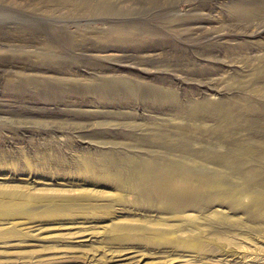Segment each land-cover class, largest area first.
<instances>
[{
    "label": "rangeland",
    "instance_id": "rangeland-1",
    "mask_svg": "<svg viewBox=\"0 0 264 264\" xmlns=\"http://www.w3.org/2000/svg\"><path fill=\"white\" fill-rule=\"evenodd\" d=\"M71 1L0 0V188L57 196L0 217V264H264V0H94L107 15ZM151 158L228 190L202 211L150 204L130 167ZM157 221L164 241L139 239Z\"/></svg>",
    "mask_w": 264,
    "mask_h": 264
},
{
    "label": "bare ground",
    "instance_id": "bare-ground-1",
    "mask_svg": "<svg viewBox=\"0 0 264 264\" xmlns=\"http://www.w3.org/2000/svg\"><path fill=\"white\" fill-rule=\"evenodd\" d=\"M71 3L74 4L76 9L79 8L78 10L81 9L84 11V13H86V14L89 13V14H93V15H97V14H106L107 15L108 13L112 12L114 9V7L110 3L105 2V1L72 0ZM244 6H245V4H244ZM240 11H241L240 17H242V19H244L247 23L251 22V18H252L251 12L252 11L245 9V8L241 9ZM261 11H263V13H264V7H262ZM260 18H262V17H260ZM259 22L261 23V28H262L260 30L264 31V20H261ZM253 25H254V23H253ZM253 25H250V26H253ZM118 34H119L120 38H126V37L133 38V37L127 36L128 34H126V33H121V34L118 33ZM209 37L213 38V37H215V34H211V35H209ZM53 46L54 45L50 43V49H52ZM132 165L133 166H131L130 168L133 170V174L132 173H130V174H132L133 178L136 179L137 185L139 186V190L143 194L144 199L147 202H149L150 204H152V203L159 204L160 207H162L163 209H166L167 211L169 210L172 213H176L178 211L185 210L189 207H196L198 209H201V211L203 209H207V208L211 207L210 203L212 202V200H214L216 195L221 194V193H225L226 190H228V187H224L222 185L221 178L216 176L214 173H209V172L203 170V168H202V170H199L200 169L199 167H198L199 169H197V167L195 168V167L188 166V165H186L180 161H177V162L174 161L171 163V162L166 161V160H159V159L155 160L152 158L147 159V160H145V159H141V160L140 159H134ZM84 171L95 173L96 172L95 166L93 165L92 162L88 161ZM121 174H123V173H121ZM117 175H119L117 170L113 171L111 169V167L110 168L105 167L103 170V174H101L100 178H106L107 177V178L112 180V178L117 179L118 178ZM102 176H104V177H102ZM127 177L128 176H126L125 178H127ZM134 179H133V181H134ZM100 181H102V180H100ZM116 183H115V185L120 186V183L119 184H116ZM240 189H242V187L239 189L236 188L232 192L230 191L229 194L227 193L228 194L227 196L230 198L232 195H234L235 197H241L242 191ZM86 193L80 192V195L77 194L78 196H73L70 193L71 194L70 197H66L65 195H61V196H65L67 201H70V202L77 201L78 202V200L81 199L83 196L87 197L89 195V194L87 195ZM55 195H52V194L37 195L36 193L28 192V191L27 192H21V191L18 192V191L12 190V189L0 188V217H2L4 215H10V214L18 213V212L23 211L24 209L26 210L27 206H29L30 203L37 200L38 198L46 199L47 202H48V200L53 201L57 197ZM141 199H143V198H141ZM251 200L259 206L264 204V196L261 194H253L251 196ZM86 201H88V200L86 199ZM222 203H224V202H222ZM91 204H93V203H91ZM62 211H63V208H61L60 206L52 205L50 207V210L48 208V210H47L48 214L47 215L48 216H57V215L59 216V214H61ZM172 213H170V214H172ZM215 217L217 219H219L221 221H225V222L230 220V216L226 213H221V214L215 213ZM210 218H211V216H210ZM201 219H203V221L208 220L205 216L203 218L201 217ZM211 219H213V218H211ZM157 222L158 223L156 224V226H153V227H155V229H154L155 231H153V233H151V235H150L151 237L150 236H148V237L144 236L143 237L141 235V236H139V239H141V240L147 239V240L151 241V240H153L152 238L158 237V239H161V241H162L163 237H164L163 235L165 234L164 232H168L169 230L171 231V229H169L168 226L162 227L161 225H164L162 221L161 222L157 221ZM214 222H215V220H214ZM182 223L183 224L180 226L179 229H184V228L187 229L189 226H197L199 224V220L197 218H195V219L188 218V219L184 220ZM129 226H131V224H129ZM122 227H124V226H122ZM126 227H127V225H126ZM137 227H138V225H137ZM142 227L143 226L141 225V228ZM125 229H126V231L122 232L121 233L122 235H120L118 237L120 240L122 238L123 239L127 238L128 235L126 233H131V231H130L131 229L130 230L128 228H125ZM173 229L174 228H172V230ZM176 229H177V227H176ZM118 234H119V231H118ZM135 234H136V232H135ZM158 239H157V242H158ZM178 242H180L184 247H187V248L192 249V250H197V251L203 249L205 246V243H203V241H201L198 237H196L192 234L186 235L185 239H183V240L179 239ZM145 243H146V245L148 244L147 242H145ZM150 243L151 242H149V244Z\"/></svg>",
    "mask_w": 264,
    "mask_h": 264
}]
</instances>
